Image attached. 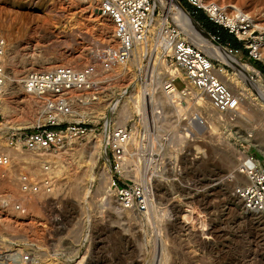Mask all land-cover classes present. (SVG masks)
I'll return each mask as SVG.
<instances>
[{
	"label": "rangeland",
	"instance_id": "rangeland-1",
	"mask_svg": "<svg viewBox=\"0 0 264 264\" xmlns=\"http://www.w3.org/2000/svg\"><path fill=\"white\" fill-rule=\"evenodd\" d=\"M178 1L195 20L209 21L204 9ZM204 3L233 13L241 9L254 21L252 38L264 36V0ZM161 11L158 6L156 15L167 24H178ZM102 19L99 10H86L72 0H0V37L8 42L7 75L16 92L4 97L9 114L0 112V154L8 155L9 149L16 153L10 156L15 163L3 191L13 200L23 199L20 172L39 179L53 175L56 183L54 193L31 203L28 214L13 208L0 212V249L30 250L45 264H264V223L244 212V201L235 191L248 182L240 172L245 155L255 156L264 168V105L244 89L235 90L242 96L241 110L217 116L195 97L190 103L163 99L158 75L163 71L158 64L152 67L149 57L111 70L99 67L93 84L73 87L62 96L71 105L63 119L89 124L94 131L87 135L111 137L107 155L112 174L111 132L123 127L131 133L121 173L129 185L147 187L152 200L147 212L124 209L116 193H107L100 148L91 147L87 135L36 162L9 145V134L45 124L36 123L42 115L48 118L47 107L29 102L31 95L23 86L28 70L41 72L52 65L84 69L93 62L96 48L114 45ZM221 29L224 41L264 76V44L262 56L249 60L252 39ZM218 43L223 44L221 38ZM175 86L182 90L184 84L178 80ZM28 121L32 125H20ZM45 162L51 163L49 171ZM93 163L95 178H76Z\"/></svg>",
	"mask_w": 264,
	"mask_h": 264
},
{
	"label": "built area",
	"instance_id": "built-area-1",
	"mask_svg": "<svg viewBox=\"0 0 264 264\" xmlns=\"http://www.w3.org/2000/svg\"><path fill=\"white\" fill-rule=\"evenodd\" d=\"M98 8L102 15L108 16L114 25L115 37L118 47L103 46L96 48L92 63L80 71L61 67L52 73L32 72L23 81L27 93L43 94L47 91L56 94L73 87L82 88L90 82L91 76L97 73L98 68L111 70L119 64H125L133 57L138 44L142 43L148 33L151 16L157 13L155 0H99ZM196 9H204L209 21L225 29L239 39L250 40L248 47L249 60L257 59L264 44V36L252 38L253 23L245 16L233 15L225 9L217 8L215 4L205 8L199 0H189ZM182 29L179 24L169 23L159 26L155 40L163 51H170L171 64L175 69L186 73V79L200 90L209 100L212 108L219 112L235 111L240 105L239 99L217 77L214 62L200 51L195 45L179 39ZM214 40L220 41L219 35H213ZM231 54L238 55L239 49H234L230 42L222 44ZM8 42L0 37V98L6 83V52ZM180 80L186 88V81L174 75L171 82L166 85L167 92L173 91V85ZM183 87V88H184ZM182 88V89H183ZM48 119L34 129L17 130L8 136L11 147H20L23 150H43L52 152L64 148L71 141L82 140L91 130L85 122H69L63 117L71 113V105L66 97L48 102ZM113 140L110 145L112 157L116 163V172L112 174L111 187L116 191V198L124 209L147 212L152 206L150 194L146 186H131L125 181L124 175L118 170L119 159L124 148L122 143L126 140L128 130L120 127L111 132ZM246 161L242 164V174L252 182L247 188L238 187L235 191L244 200L247 208L259 209L264 204V168L259 160L252 154L245 155ZM111 161V160H110ZM112 162V161H111ZM14 159L10 156L0 155V212L8 208L25 215L28 214L31 203H36L40 196L50 195L55 188V178L49 175L43 179L20 172L18 188L23 199L13 200L3 191L2 183L8 178L9 168H14ZM113 164L111 163V167ZM51 163L45 162L44 169L49 171ZM113 169V167H112ZM0 264H39V257L33 251L13 249H0Z\"/></svg>",
	"mask_w": 264,
	"mask_h": 264
},
{
	"label": "bare ground",
	"instance_id": "bare-ground-1",
	"mask_svg": "<svg viewBox=\"0 0 264 264\" xmlns=\"http://www.w3.org/2000/svg\"><path fill=\"white\" fill-rule=\"evenodd\" d=\"M199 1H200V4L202 6H204L205 8H209L211 5H213L212 3H209V4L204 3V0H199ZM72 2L77 4V5L84 6V9H86V10L87 9L98 10V8L100 6L99 0H72ZM155 3H156L157 7L159 6L161 8V10H162L161 13H165L166 15H168L171 18L177 19L178 24L181 26V29H182V34H180L179 39H182L184 41H187V42L195 45L200 51H202L211 60H216V61L218 60L222 64L233 69V73H230V71H228L226 68L222 67V65L219 68H217L213 64L215 73H216L217 77L219 78V80L222 81L229 89L232 88V90L231 89L230 90L239 99V101H240V105L238 107L239 110H241V108H242L243 100H242V96L239 93L237 94V92H235V90L236 91H242L243 89L246 90L250 94L254 95L257 98V100H259V102L261 101V103H263V105H264V76L256 67H254L250 62L243 61V59L239 55L231 54L230 51L226 47L217 43L214 40L213 36L210 33H208L206 31V29H204L203 26L200 25L191 15H189V13H187V11H185L186 8L184 9L178 0H155ZM215 6L217 8H220L217 5H215ZM235 14H239V16L240 15L245 16L246 19H248L250 22L253 23V27H255L253 19L250 16H248L246 13L241 11V9L238 11H235L233 13V15L235 16ZM102 18H104L106 21V23L103 22L104 24L102 25L103 26L102 29L105 32L107 31V35H108L110 42H111L110 44H114V45H112V47H118L119 43L115 37L114 25H113L112 20L108 16H105V15H102ZM104 19H102V20L104 21ZM165 21L167 24L168 20L161 18V15L157 16L156 13L151 16L147 36L142 43L137 45L136 50L134 52V55L130 60L135 61L136 58L144 60V59H148L150 57L152 67H155L156 64H158L160 69L163 71V72L158 74L160 77L159 82L161 84L163 83L162 93H161L162 96L164 97L163 99H165V97L167 99H170V98L179 99V100L184 99V101L189 102V101H191L192 97H195V99L198 100L200 103H204L209 109L210 108L212 109L207 97L200 90H198L191 82H189L186 79V73L180 69L176 70L175 66L173 64H171V61H170V63H167L166 54L169 53L171 55V52L170 51H163L162 48H164V47L157 45L156 40H155V36L157 34V30H158L159 26L164 25ZM262 33L264 34V28L262 29ZM16 48L17 47L13 48V52L16 51ZM7 50H8V48H7ZM7 53H8V51L6 52V57H7ZM259 56L261 57L262 54H258V57ZM46 61H48V60H46ZM120 65L123 66L124 64H120ZM5 68H6V83H5V86L3 88L2 96L0 98V112H2L4 115H7V114H9V110H8L9 107H8L6 98H4V97L9 95L6 93L9 92L11 94V92L14 93L15 90L10 86V78L7 75V62L6 61H5ZM58 68H60V67L52 65V66L47 67V68L45 67V69L42 70L41 72L52 73L55 70H57ZM28 71H29V74L32 72H36V70L35 71L28 70ZM29 74H26V77ZM252 74H255L258 77V79L256 80L252 76ZM174 75H177L186 81V88L184 87L185 88V89L183 88L184 90L183 89L179 90L175 85H173V87H174L173 91L167 92V90L165 89L166 85L171 82V79L174 77ZM90 80L91 81L90 82L88 81L87 83L93 84L94 82H92V76H91ZM82 88H84V87H82ZM67 90L68 89H65V90L61 91V93H59V94H56V93L51 92V91H47L43 94H32V93H30L31 99L29 98V102L34 103V105L35 104L36 105H42V107L44 108V107H47V104L49 101L61 98L67 92ZM178 101L176 102L177 104H178ZM32 103H30V104H32ZM180 106L178 105V108H180ZM228 112L230 113V112H234V111H228ZM214 113L217 116L218 114L223 115L224 113H227V112L222 113V112H219V111L214 109ZM47 119H48L47 115H42V117H40L36 123L41 124L43 121H46ZM20 125L30 126V125H32V123L28 121V122H24ZM0 129H1V126H0ZM110 138L108 136V133L104 137H102V135H91V134L87 135V137H86V139H87L88 143L91 145V147H95V148L99 147L100 148V158L104 160L102 174H101V176H102L101 180L104 183V185L106 186L105 188H108L107 193L115 194L116 191L111 187L112 170L113 169L111 167V161L107 155V148L111 142ZM131 138H132L131 133H128L126 140L122 143V147L124 148V152H123L121 158L119 159L118 170L120 172L124 171V167L126 168V162L127 161L125 162V158H127V147L129 144V140L131 141ZM71 142H73V141H71ZM127 142H128V144H127ZM70 143H69V145H71ZM76 144H78V142H76ZM15 150H16L17 154H19V155L21 153L29 155V159L31 161H35V162L38 161V159L40 158L41 155L45 156V154L48 153V152H45L43 150H36V152L30 151V150H28V151L24 150L23 151L20 147H16ZM9 151H10V149H9ZM9 151L6 152V153H8L9 156L16 154L15 152L13 153V152H9ZM11 151H13V150L11 149ZM4 155H7V154H4ZM245 161H246V156H244L242 158V161H241V165H240V172L241 173H242V166H243L242 164ZM124 162H125V166L123 165ZM95 166H96V163L95 164L93 163V165L88 166L87 169L85 168L84 172L81 173L80 175H77L76 178L77 179H79V178L81 179L83 177H89L91 179L95 178V175L93 174V170H94ZM245 183L246 184L243 186L248 188L252 182L248 178V182L246 181ZM55 187H56V185H55ZM54 191H55V188H54L52 193H54ZM240 200L244 201L241 197H240ZM244 212L250 213L253 216L255 215L258 220L257 219H254V220H257V222H259V223H264V204L259 209H252V208H247L246 206H244ZM147 218H149V217H147ZM11 249H13V248H11ZM35 256L37 257L36 254H35ZM83 261L84 260L78 262V264H81ZM39 264H45V263H43V261L42 262L39 261Z\"/></svg>",
	"mask_w": 264,
	"mask_h": 264
},
{
	"label": "trees",
	"instance_id": "trees-1",
	"mask_svg": "<svg viewBox=\"0 0 264 264\" xmlns=\"http://www.w3.org/2000/svg\"><path fill=\"white\" fill-rule=\"evenodd\" d=\"M196 21L200 24H202V26H203V28L204 29H206V31L208 32V33H211V35L213 34V35H216L217 33L219 34V36H220V38L222 39V41H223V43L224 42H227V41H224L225 40V37H224V34L222 33V29L221 28H218L216 25L215 26H211V25H209L208 24V20L206 19H200V17H198L197 19H196ZM211 24H213L212 22H210ZM200 24V25H201ZM212 35V36H213ZM238 49V48H237Z\"/></svg>",
	"mask_w": 264,
	"mask_h": 264
}]
</instances>
